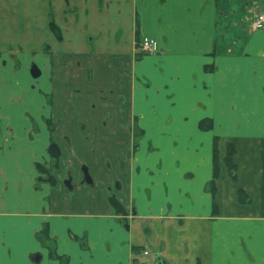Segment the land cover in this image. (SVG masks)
I'll return each mask as SVG.
<instances>
[{
	"label": "crops",
	"instance_id": "obj_1",
	"mask_svg": "<svg viewBox=\"0 0 264 264\" xmlns=\"http://www.w3.org/2000/svg\"><path fill=\"white\" fill-rule=\"evenodd\" d=\"M261 11L264 0H0V264H61L53 250L66 264H264ZM138 35L158 51L137 60ZM134 121L131 156L122 127ZM116 179L129 226L108 202Z\"/></svg>",
	"mask_w": 264,
	"mask_h": 264
},
{
	"label": "flooded vegetation",
	"instance_id": "obj_2",
	"mask_svg": "<svg viewBox=\"0 0 264 264\" xmlns=\"http://www.w3.org/2000/svg\"><path fill=\"white\" fill-rule=\"evenodd\" d=\"M136 51L138 52V46H136ZM157 51H158V49H157ZM143 55L145 56V55H149V54H143ZM122 128L124 130L129 131V133L131 134V136L133 138L132 148H131V151H130V155L132 156L135 153V151L138 149V145L140 144V140H141V138L143 136L142 135L143 131H142V129L139 126L137 121H134V123L132 125H130L129 127H122ZM58 149L60 151V156H59V159L55 160L56 161V163L54 164L55 166L45 169V172H46L45 179L48 180L51 183H54V184L56 183V178H55L53 172H54V170L60 168L59 161H60V158H61V155H62V152H61L59 147H58ZM122 171L123 172L125 171L124 164H123V167H122ZM87 179L89 180V182H91V179L88 176H87ZM121 187H122L121 181H119L117 179L114 181V184L112 186L108 187V191H109L108 202L114 208H116L115 209L116 210V216L120 219V221L123 222V224L125 226H129V217L131 216V213L123 205L122 201L118 198V194L121 191ZM117 210L120 211V212L117 213ZM131 212L134 213V214L136 213L135 209L133 211H131ZM136 253L138 255H140V256H143V257H150L151 256V250L149 248H144V247L139 248ZM159 260H161V259H159Z\"/></svg>",
	"mask_w": 264,
	"mask_h": 264
},
{
	"label": "trees",
	"instance_id": "obj_3",
	"mask_svg": "<svg viewBox=\"0 0 264 264\" xmlns=\"http://www.w3.org/2000/svg\"><path fill=\"white\" fill-rule=\"evenodd\" d=\"M51 24L53 27L55 26L53 22ZM140 42H141V39L138 35L137 36V46H139ZM143 56L144 55L142 53H139V52L136 53V59L137 60H141V58ZM199 126H200L201 130L209 131L212 129V122L210 120H203L200 122ZM218 145H219V139L215 138L214 151H213L214 177H213L211 184H214V182L216 181V179L219 177V174H220V170H219V147H218ZM235 153H236L235 145L233 143H230V142L226 143V156H225L224 162H225V165L228 169L229 175H230L232 180L237 179V165L234 162ZM239 193L241 195L240 198L244 197V196H242V195H244L242 191H240ZM245 202H247V201H245ZM38 238L42 242L49 241L50 237H49L48 228H45L42 232H40L38 234ZM51 256L53 259L59 260L61 262V264H66L68 262L66 257H62V256L57 255L54 250L51 252Z\"/></svg>",
	"mask_w": 264,
	"mask_h": 264
},
{
	"label": "built area",
	"instance_id": "obj_4",
	"mask_svg": "<svg viewBox=\"0 0 264 264\" xmlns=\"http://www.w3.org/2000/svg\"><path fill=\"white\" fill-rule=\"evenodd\" d=\"M250 27H252V30L264 29V11L255 13V15L251 18ZM157 49V41L150 37L143 38L138 46V52L142 54L155 53Z\"/></svg>",
	"mask_w": 264,
	"mask_h": 264
},
{
	"label": "water",
	"instance_id": "obj_5",
	"mask_svg": "<svg viewBox=\"0 0 264 264\" xmlns=\"http://www.w3.org/2000/svg\"><path fill=\"white\" fill-rule=\"evenodd\" d=\"M32 75L34 77H39L40 76V70L36 66H34L33 69H32ZM49 153H50V155L53 158L59 159L60 151H59L58 147L55 144H52V146L50 147ZM119 212L120 211L117 210V213H119Z\"/></svg>",
	"mask_w": 264,
	"mask_h": 264
},
{
	"label": "rangeland",
	"instance_id": "obj_6",
	"mask_svg": "<svg viewBox=\"0 0 264 264\" xmlns=\"http://www.w3.org/2000/svg\"><path fill=\"white\" fill-rule=\"evenodd\" d=\"M258 13V12H257ZM255 14V13H254ZM254 16V15H253ZM250 21H251V19H250ZM251 29H252V27H251ZM259 30H262V29H256V30H254V31H259ZM264 30V29H263Z\"/></svg>",
	"mask_w": 264,
	"mask_h": 264
}]
</instances>
